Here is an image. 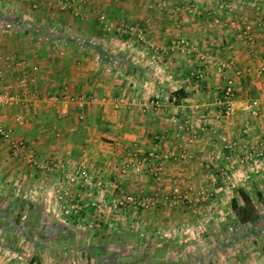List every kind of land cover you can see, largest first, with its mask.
Listing matches in <instances>:
<instances>
[{
	"label": "crops",
	"instance_id": "1",
	"mask_svg": "<svg viewBox=\"0 0 264 264\" xmlns=\"http://www.w3.org/2000/svg\"><path fill=\"white\" fill-rule=\"evenodd\" d=\"M246 1L0 0V88L24 91L33 103L29 109H5L0 124L25 140L40 163L52 160L67 171L83 166L93 182L104 183L101 190L87 192L68 185L63 173L13 158L8 141L0 138V264H229L237 259L264 264L263 206L258 210L263 220L245 227L231 207L233 199L241 204L239 190L264 198V161L253 183L239 188L223 183L219 172L229 164L220 135L235 142L240 155L264 143V77L239 81L232 121L222 117L217 104L224 86L219 63L256 70L264 60V27ZM256 1L264 15V0ZM224 4L230 10L221 21H234V28L216 26L207 13ZM188 5L205 14L187 13ZM100 15L108 23L143 27L152 48L104 31ZM243 25L252 32L253 45L241 39ZM180 39L195 50L177 46ZM203 64L208 76L200 81L196 76ZM55 95L92 100L79 107L55 103L50 99ZM252 96L260 99L256 119L242 110ZM117 100L123 101L119 107ZM16 114L23 115L21 126ZM174 115L191 121L194 144L172 127ZM151 152L165 158L159 180L134 171L135 156L141 160ZM182 152L191 158L182 160ZM124 167L129 171L122 173ZM249 171V166L229 171L227 178L233 182ZM174 187L211 188V202L220 203L165 207L159 201L147 211L100 216L85 210L70 219L60 213L57 200L63 195L66 202L109 201L119 192L161 198ZM90 225L103 233L84 243L80 228ZM211 226L214 235L207 230ZM79 249L87 259L79 261Z\"/></svg>",
	"mask_w": 264,
	"mask_h": 264
},
{
	"label": "built area",
	"instance_id": "2",
	"mask_svg": "<svg viewBox=\"0 0 264 264\" xmlns=\"http://www.w3.org/2000/svg\"><path fill=\"white\" fill-rule=\"evenodd\" d=\"M249 9L254 13L256 20L259 25L264 27V15L262 14V7L256 0H247L244 3ZM165 2H160L159 7L164 8ZM38 6L33 5V8L36 9ZM229 7L225 4L220 6L217 10L207 11L208 15L214 18V24L219 27H229L234 28L236 23L234 21L228 23H222L221 17L229 14ZM185 11L189 14L196 15L201 17L205 14L204 11H201L199 8L193 5H188L185 7ZM99 22L106 32H113L117 35L135 39L137 42L149 46L152 48L151 43L146 37V33L143 27L139 25L132 24H115L108 23L105 15L99 16ZM241 39L248 43L249 45L254 44V36L250 29L243 25L240 30ZM177 46L184 48L188 52L192 53L193 49L185 40L180 39L177 43ZM201 62L205 58L199 56ZM203 70L197 73L196 78L200 81L205 80L208 76V71L206 65L203 64ZM218 72L222 75L224 80V86L221 90L220 99L217 104L221 108V115L228 121H232L235 117L237 109L235 108V99L237 85L240 80L245 77H255L261 79L264 77V60L261 63V66L256 70L247 68L242 70L238 68L234 62H222L218 64ZM33 71H36V68H33ZM0 78L2 75L0 74ZM25 85V81L22 83ZM55 103H74L79 107H83L84 104L91 101V97H78V98H64L63 96H52L50 98ZM122 100L115 101V107H119L122 103ZM33 103L28 98L27 94L24 91L13 92L9 87L0 88V113L5 109H13L17 107H24L29 109L32 107ZM260 99H250L243 104L242 110L246 112L252 119H256L260 116ZM14 121L18 126L23 124V115L16 114L14 116ZM171 125L177 131L178 135H183L185 133L187 136L188 144H194L196 141V135L193 131V126L191 121L182 120L177 115H174L171 118ZM250 126L246 125L242 131V134L246 137L249 134ZM212 135H217L216 130L211 131ZM0 138L8 141L10 147V155L22 161L28 166H31L38 170H49L56 173H63L65 175V180L68 185L76 186L83 191L87 192L90 190H101L104 183L102 181L93 182L88 171L83 166L74 167L72 170L67 171L65 166L61 163L55 161H46L44 163L39 162L37 153L29 147L27 142L21 138L15 137L13 129L4 127L0 124ZM219 142L222 145V148L229 153V156L226 157L228 160V167L220 169V175L223 183L229 186L242 187L250 183L259 173L260 166L264 161V143H262L258 149H253L244 155L237 153V144L231 140L226 135L219 136ZM136 166H134V171L136 173L141 172L142 170L152 176L154 179L159 180L164 172V161L165 158L158 154L157 152H151L147 154L144 158L137 159ZM182 160L189 159L191 156L182 152L180 154ZM250 171L245 174L243 177L237 178L235 181H231L227 178V172L234 171L237 169H242L248 167ZM129 171V167H124L122 173ZM214 196V192L211 188H205L201 190H187L181 191L178 187L172 188L171 192L160 198L158 193H153L150 195H129L123 192L112 196L109 201H97L90 200L84 202L82 199L78 198L73 200V203L67 204L65 197L63 195H58L57 200L60 208V213L68 218H79L82 216L85 210H94L100 216L106 214L108 211H121L122 213L132 210V211H147L154 208L157 202L160 201L162 206L165 207H179V206H189V205H204L209 203ZM109 209V210H108Z\"/></svg>",
	"mask_w": 264,
	"mask_h": 264
},
{
	"label": "trees",
	"instance_id": "3",
	"mask_svg": "<svg viewBox=\"0 0 264 264\" xmlns=\"http://www.w3.org/2000/svg\"><path fill=\"white\" fill-rule=\"evenodd\" d=\"M182 92L178 91L174 93L175 97H179ZM238 197L241 200V204L239 205L237 200L233 199L231 203V207L233 210V216L236 218V221L241 226H248V225H256L260 221L263 220L262 216L260 215L259 211L257 210V206L254 203V200L243 190L238 191ZM258 201L264 208V198L261 194L257 195ZM96 254L100 255V252L97 251Z\"/></svg>",
	"mask_w": 264,
	"mask_h": 264
},
{
	"label": "rangeland",
	"instance_id": "4",
	"mask_svg": "<svg viewBox=\"0 0 264 264\" xmlns=\"http://www.w3.org/2000/svg\"><path fill=\"white\" fill-rule=\"evenodd\" d=\"M254 96H252L251 98H253ZM261 174V170H260V173L257 175V177L259 176ZM250 183H253V181H251ZM250 183H248V184H250ZM251 186V185H250ZM243 187V186H242ZM239 188V187H238ZM214 198V197H213ZM213 200V199H212ZM211 200V201H212ZM223 200L224 201H226V198H223ZM253 200H254V203H255V205L257 206V210H261V208H262V205L260 204V202L258 201V198L257 197H255V196H253ZM210 201V202H211ZM214 202V201H213ZM213 202H211V203H213ZM68 205L69 204H71V203H73V201H70V199L66 202ZM217 204V203H220V199H219V201H215L213 204ZM204 205H206V204H204ZM226 209V208H225ZM70 219H72V218H70ZM74 219V218H73ZM217 218L215 217V215H214V217H213V219H210L209 221H211V223H214V220H216ZM92 224V223H91ZM214 225V224H213ZM94 226H91L90 225V227L88 228V227H83V228H80V232L82 233V235H83V237L84 238H82L83 239V241H84V243H87V240L89 239V240H91L92 238H93V236H98V235H100L101 233H103V231H99L100 229L99 228H97V227H94ZM214 226H211V227H209L207 230L211 233V235H214V228H213ZM97 229H99V230H97ZM98 232V233H97ZM97 240H95V241H91L90 242V246L91 245H95V244H97V242H96ZM76 247V246H75ZM77 247H79L78 245H77ZM68 254H71V253H68ZM73 255H75V254H73ZM78 259H79V261H80V258H88V253L86 252V251H82V249H79V251H78ZM243 259V258H242ZM127 262H129L128 260H127ZM84 264H86V262H83ZM144 263L145 264H148V262L147 261H144ZM246 262H242L240 259H237L236 261H230V263L229 264H245ZM61 264H67L66 263V261H62L61 262ZM90 264V263H89Z\"/></svg>",
	"mask_w": 264,
	"mask_h": 264
}]
</instances>
